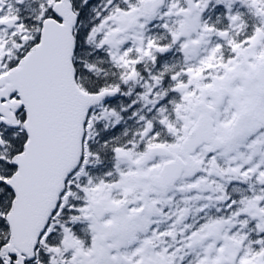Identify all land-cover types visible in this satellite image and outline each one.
<instances>
[{"label":"snow or ice","instance_id":"snow-or-ice-1","mask_svg":"<svg viewBox=\"0 0 264 264\" xmlns=\"http://www.w3.org/2000/svg\"><path fill=\"white\" fill-rule=\"evenodd\" d=\"M0 264H264V0H0Z\"/></svg>","mask_w":264,"mask_h":264}]
</instances>
